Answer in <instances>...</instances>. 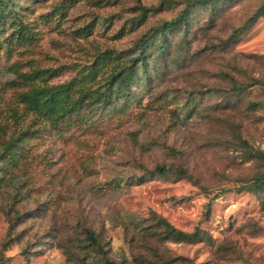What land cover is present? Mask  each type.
I'll list each match as a JSON object with an SVG mask.
<instances>
[{
  "label": "rangeland",
  "instance_id": "obj_1",
  "mask_svg": "<svg viewBox=\"0 0 264 264\" xmlns=\"http://www.w3.org/2000/svg\"><path fill=\"white\" fill-rule=\"evenodd\" d=\"M192 1L1 0L0 264H264V190L247 189L264 172V0L193 6L138 57ZM109 52L140 59L129 90L61 120L21 103L91 69L103 90ZM159 219L202 239L167 240Z\"/></svg>",
  "mask_w": 264,
  "mask_h": 264
},
{
  "label": "trees",
  "instance_id": "obj_2",
  "mask_svg": "<svg viewBox=\"0 0 264 264\" xmlns=\"http://www.w3.org/2000/svg\"><path fill=\"white\" fill-rule=\"evenodd\" d=\"M217 1L220 0H193L189 3L180 14L170 20L165 21L162 24L149 29L145 34L139 39L136 50L139 52L138 57L144 58L146 49L149 42L154 38H159L158 50L165 51L167 48L166 34L168 32L175 31L181 25L188 24L190 9L193 6H213ZM1 4H4L1 2ZM3 9H0V22L3 20V10L8 9L13 12V8L8 5H3ZM5 8V9H4ZM149 9L141 8V14L136 22L144 19L149 12ZM264 12V5L259 9V13ZM133 20V22H135ZM139 25V24H138ZM136 25V26H138ZM102 63H106L109 60L111 63H116L115 72L110 76V79L105 84L103 90H92L85 88V83L93 82L97 78V73L94 69L89 70V72L81 76L80 82L72 81L68 84L59 85L57 87L42 86L37 89H30L21 93L19 99L26 109L30 110L32 113L45 117L49 120H61L67 115L79 112L84 108L85 105L95 102H106L110 100L116 93L122 90H129L131 84L136 78V72L134 70V62L140 59L136 58L132 61L131 65H127L122 60L121 55H114L111 52L105 53L100 56ZM145 63L143 62L142 65ZM56 70H45L37 71L27 74H21L20 78L23 82H34L41 81L45 82L53 77ZM161 173L165 172V168L158 169ZM250 191H262L264 190V172L255 178L253 184L247 188ZM157 226L164 231V235L167 240H175L178 242L195 243L200 241L198 231L194 233H185L180 231L173 226H171L165 219H159ZM85 236L89 245L98 250L103 249V245L97 238L96 234L91 230L85 231ZM202 237V236H201ZM69 261H79L82 262L80 258H74L72 254L68 256ZM105 264H118L109 259L104 260Z\"/></svg>",
  "mask_w": 264,
  "mask_h": 264
}]
</instances>
